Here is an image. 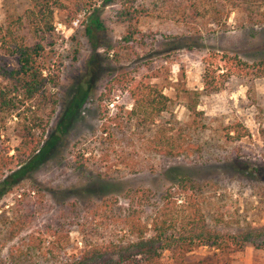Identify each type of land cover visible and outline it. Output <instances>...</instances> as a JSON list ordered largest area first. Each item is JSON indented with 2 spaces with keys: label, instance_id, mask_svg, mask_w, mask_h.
Returning a JSON list of instances; mask_svg holds the SVG:
<instances>
[{
  "label": "rangeland",
  "instance_id": "1",
  "mask_svg": "<svg viewBox=\"0 0 264 264\" xmlns=\"http://www.w3.org/2000/svg\"><path fill=\"white\" fill-rule=\"evenodd\" d=\"M62 1L66 7L55 9L53 16L55 45L44 52L57 77L52 91L58 98L54 109L45 110L50 116L44 151L24 164L14 162L11 169L0 170L4 185L0 186V264H15L8 259L10 248L48 227L66 233V252L77 255L83 247L81 223L90 230L97 220L132 209L149 216V207L158 205L165 191L174 187L171 179L184 174L216 184L205 193L209 200L205 210L222 212L223 221L214 224L209 219L210 228L223 234L253 229L258 236L226 254L199 246L185 261L209 257L213 264H264V78L246 83L234 79L224 90L199 98L196 109L203 113L206 128L194 141L201 152L193 150L186 158L153 152L147 144L152 133L143 134L136 126L129 130L132 140L127 132L113 151L104 152L98 139L103 124L114 116L116 105L130 109L131 101L115 85L107 113L97 102L115 76L149 81L176 101L156 122L161 125L169 119L176 132L192 119L183 106L188 97L178 90L202 88L201 58L208 50L236 54L247 62L264 58V6L252 5L249 14L247 5L233 9L223 29L209 25L210 31L201 28L192 33L193 25L206 18L191 19L186 0H134L129 4L136 24L121 16L125 0ZM29 6V0H0V24L8 12L19 15ZM206 7L204 1L198 5L202 13ZM91 13L105 29L90 41L84 27ZM129 23L139 32L126 42L122 37ZM6 61L14 63L11 58ZM235 122L244 125L246 135L227 141L225 128ZM20 141L15 112L1 114L0 161L14 155ZM77 152L96 163L81 166L74 159Z\"/></svg>",
  "mask_w": 264,
  "mask_h": 264
},
{
  "label": "trees",
  "instance_id": "2",
  "mask_svg": "<svg viewBox=\"0 0 264 264\" xmlns=\"http://www.w3.org/2000/svg\"><path fill=\"white\" fill-rule=\"evenodd\" d=\"M29 1L30 6L21 14L8 12L4 22L0 24V115L15 112L21 134V141L14 148V155H5L4 161H0V170L10 168L14 162L15 165H21L39 157L50 116L46 115L45 110L54 109L58 102L56 93L52 91L57 86V77L50 72L44 52L46 47L55 45L54 11L66 6L62 0ZM133 1H122L121 16L125 21L136 24V15L130 11ZM203 1L207 7L202 13L198 5ZM186 2L192 12L191 19L206 18L200 25H193L195 30L189 31L192 33H200L201 28L210 31L209 25L223 29L233 9L247 5L249 14L252 5L264 6V0ZM87 19L84 33L91 41V37L95 33L98 37L105 26L95 13H91ZM130 24L122 37L126 42L132 41L139 32ZM8 58L13 59L12 65L6 61ZM201 63L202 88L190 90L180 87L178 90L188 97L183 106L192 115V119L176 132L169 119L164 120L161 125L156 124L176 102L164 94L161 88L149 81L129 80L126 74L111 78L97 99L98 107L104 113L108 112L107 103L113 99L111 92L115 85L123 88L131 101V107L126 109L124 105H116L114 116L103 124L98 139L104 152L113 151L121 139L125 140L124 134L127 132L131 139L133 133L129 130L134 126L140 128L143 134L152 133L147 141L148 147L164 157L186 158L194 153L193 150L201 152L200 146L194 141L195 136L206 128L203 113L196 109L199 98L224 90L234 79L246 83L264 78V58L247 62L236 54L208 50L201 58ZM66 115L68 118V113ZM224 135L227 141H236L246 135V128L235 122L225 128ZM43 151L44 149L41 152ZM74 159L81 166L96 163L80 152L74 153ZM105 175L109 176L107 173ZM214 183L208 180L195 181L188 174L179 175L171 179V184L176 189L168 188L161 196L160 203L149 207V216H143L141 211L132 209L124 215L112 216L106 220L101 218L97 220L98 223L90 225V230L84 228L85 223H81L83 247L77 255L67 254L66 233L61 235L48 227L43 234H29L22 239L21 245L12 246L8 259L15 264H165V261L170 264H213L209 257L186 262L185 256L199 246L226 254L242 249L246 242L258 237L253 229L223 234L210 228L209 219L214 224L223 221L222 212L211 214L205 210V205L209 203L205 193L216 185ZM0 186L4 185L0 183Z\"/></svg>",
  "mask_w": 264,
  "mask_h": 264
}]
</instances>
